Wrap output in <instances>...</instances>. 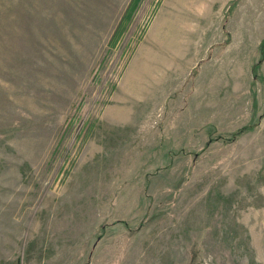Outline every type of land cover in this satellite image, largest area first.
I'll return each instance as SVG.
<instances>
[{"label": "rangeland", "instance_id": "obj_1", "mask_svg": "<svg viewBox=\"0 0 264 264\" xmlns=\"http://www.w3.org/2000/svg\"><path fill=\"white\" fill-rule=\"evenodd\" d=\"M130 1L0 0V264H264V0Z\"/></svg>", "mask_w": 264, "mask_h": 264}, {"label": "crops", "instance_id": "obj_2", "mask_svg": "<svg viewBox=\"0 0 264 264\" xmlns=\"http://www.w3.org/2000/svg\"><path fill=\"white\" fill-rule=\"evenodd\" d=\"M174 1L180 2L181 3V7L192 8L193 6H199V4H202L203 1H207V0H166V2H167L166 3L167 4L166 8H170L173 4L176 5V3H174ZM226 2H228V0H226ZM263 39L264 38H262L261 41Z\"/></svg>", "mask_w": 264, "mask_h": 264}, {"label": "trees", "instance_id": "obj_3", "mask_svg": "<svg viewBox=\"0 0 264 264\" xmlns=\"http://www.w3.org/2000/svg\"><path fill=\"white\" fill-rule=\"evenodd\" d=\"M134 1H135V0H131V1H130L127 10H130V9L132 8V5L134 4ZM238 2H239V0H233L231 6H230V8H229V10L233 9L234 7H236V5H237ZM127 10H126V12H125V14H124V17H125L126 15H128V13H129V12L127 13ZM228 13H230V11H228ZM226 16H227V15H226ZM229 40H230V38H229ZM229 40H228V41H229ZM228 41H227V42H228ZM260 46H261V47H264V39L260 42Z\"/></svg>", "mask_w": 264, "mask_h": 264}]
</instances>
